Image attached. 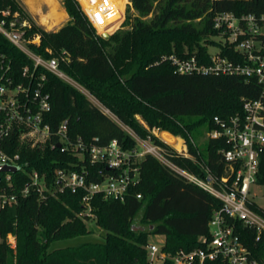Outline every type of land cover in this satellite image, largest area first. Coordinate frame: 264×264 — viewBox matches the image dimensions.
<instances>
[{"label":"trees","instance_id":"obj_1","mask_svg":"<svg viewBox=\"0 0 264 264\" xmlns=\"http://www.w3.org/2000/svg\"><path fill=\"white\" fill-rule=\"evenodd\" d=\"M62 2L69 20L54 31L37 25L18 0H0V10L18 13L20 20L28 21L27 34L40 37L39 44L32 45L37 53L45 57L67 54V60L60 61L61 70L116 119L76 87L39 68L37 72L45 75L44 91L50 96L51 108L45 121L51 129L67 119V133L72 140L81 138L101 146L116 140L128 149L136 145L129 131L140 138L151 135L154 142L165 148L172 163L198 173L200 169L195 162L177 155L172 147L151 134L153 128H159L183 138L190 155L202 158L213 173L222 175L225 163L220 151L227 148L224 139L207 138L200 150L194 136L202 130L214 129L215 116L226 119L242 114L244 99L262 98L264 104L262 86L254 77L177 73L162 58L196 54L206 59V44H215L228 57L241 59L233 46L211 39L219 34L213 18L219 12L258 17L264 14V0H129L123 23L128 28L108 37L96 33L76 0ZM5 65L18 75L31 62L0 33V67ZM4 150L19 154L20 168L12 173L10 186L4 181L0 183V189L6 188L8 194L18 198L15 207L0 209V264H148L149 235L163 236L162 249L170 254L179 249L203 247L199 237L208 236V221L213 210L220 206L206 191L153 156L145 155L138 164L139 180L129 188L124 201L106 199L101 194L90 200L97 225L105 232L103 241L47 252L54 240L86 233L78 216L83 208V191L65 188L51 196L47 192L40 195L31 188L28 194H22L29 181L28 172L37 170L53 186L54 170L68 166L80 169V159L47 144L29 147L16 136L6 142ZM98 169L96 165L88 166V181L100 179ZM102 171L108 173L104 166ZM256 182L264 186V144L259 148ZM137 194L141 197L137 198ZM251 206L264 214L256 203ZM139 211V222L149 229L133 225ZM233 224L255 264H264V235L257 238L256 232L240 221ZM8 234L16 237L15 252L5 241ZM204 264L225 262L218 258Z\"/></svg>","mask_w":264,"mask_h":264},{"label":"built area","instance_id":"obj_2","mask_svg":"<svg viewBox=\"0 0 264 264\" xmlns=\"http://www.w3.org/2000/svg\"><path fill=\"white\" fill-rule=\"evenodd\" d=\"M81 11L97 34L111 29L120 18L122 9L118 0H79ZM9 18V19H8ZM214 28L219 35L225 36V43L238 51L241 59L228 57L222 49L209 52L206 59L196 54L163 56L177 73L202 74H234L244 78L254 77L262 86L264 97V14L236 15L233 12H219L213 18ZM29 23L20 20L18 13L10 14L9 10H0V33L21 50L30 60L31 65H24L18 75L14 74L9 65L0 67V165L19 166V154L4 150L6 142L13 136L18 140L25 139L35 143H44L51 149L68 152L80 159V169L57 167L54 170L55 184L48 185L44 174L37 170L28 172L29 181L25 184L22 194H28L31 188L40 195L45 192L62 191L67 188L72 192L82 190V203L90 204L93 195L101 194L106 199L124 201L132 185L139 180V162L145 155H151L186 181L206 191L220 203L214 209L208 221V236L199 237L203 247L190 250L179 249L170 254L162 249V243L148 242L146 245L148 264H204L218 258L225 264H255L250 252L243 244L234 228V222L240 221L244 227L253 229L257 238L264 235V214L254 210L252 199L254 185H258L259 148L264 144V104L262 98L243 100L242 114L226 119L218 116L213 118L216 127L207 132L211 139H224L226 149L220 151L225 163L222 175L213 173L202 158L189 154L183 138L175 136L159 128H153L151 134L163 143L172 147L177 155L188 157L199 166L194 173L172 163L165 148L153 141L152 136L140 138L129 131L136 141L131 148H124L116 140L107 145H97L93 141L81 138L72 140L67 133L68 120H62L52 130L45 121L50 111V96L44 91L45 75L38 73L40 68L48 71L71 84L85 94L103 112L110 113L84 87L70 78L59 67L60 61L67 60L64 52L56 56L45 57L33 50L38 45L39 35L27 34ZM50 53V50H46ZM111 114V113H110ZM168 133L180 142H169L163 137ZM97 140V138H94ZM84 161L85 164H84ZM99 166L97 181H88V166ZM108 173H103L102 167ZM0 183L11 185V172H1ZM137 198L141 195L137 194ZM15 194H8L6 188L0 189V209L13 208L17 205ZM11 240V234L7 235Z\"/></svg>","mask_w":264,"mask_h":264},{"label":"rangeland","instance_id":"obj_3","mask_svg":"<svg viewBox=\"0 0 264 264\" xmlns=\"http://www.w3.org/2000/svg\"><path fill=\"white\" fill-rule=\"evenodd\" d=\"M21 5L24 7L25 11L30 15L33 21L39 25L40 27L44 28L48 31H54L58 26L63 25L69 20V16L65 11L63 0H18ZM80 9L81 5L79 0H76ZM119 5L122 9L120 18L112 25L111 29L100 31L103 37H108L112 33L117 30H126L128 28L127 25H123L126 15L127 9L129 7V0H118ZM211 39L214 41H219L224 46L227 44L225 43V36L217 35L212 36ZM207 50L209 52H216L218 49H222L220 46L217 49L218 45L215 44H206ZM217 46V47H215ZM229 46V45H228ZM223 50V49H222ZM106 113V112H105ZM112 118L116 119L110 113H106ZM139 118V114L136 115ZM207 132L202 130L200 133L195 134L194 141L198 145L199 149L202 150L205 145V141L207 140ZM21 143L28 145L29 147H41L44 143H35L34 141H27L25 139L19 140ZM51 196H55L56 192L52 191L48 193ZM253 201L264 209V186L262 185H254L253 192L251 194ZM82 210L78 212V216L81 218L82 222L85 225L86 233L83 235H74L62 239H57L52 241L48 248L47 252H52L57 249H62L70 246H78L83 243L89 242H98L103 241L104 239V230L97 225V219L92 212L91 205L83 204ZM140 213L135 216L133 220V225L137 228L142 229H149V226L144 223H140ZM11 240L6 236L5 241L12 249V251H16L17 247V240L15 235L11 234ZM164 237L161 235H149L148 241L149 242H158L162 243Z\"/></svg>","mask_w":264,"mask_h":264},{"label":"water","instance_id":"obj_4","mask_svg":"<svg viewBox=\"0 0 264 264\" xmlns=\"http://www.w3.org/2000/svg\"><path fill=\"white\" fill-rule=\"evenodd\" d=\"M19 168L17 166L12 165H0V173L1 172H11L15 173Z\"/></svg>","mask_w":264,"mask_h":264},{"label":"bare ground","instance_id":"obj_5","mask_svg":"<svg viewBox=\"0 0 264 264\" xmlns=\"http://www.w3.org/2000/svg\"><path fill=\"white\" fill-rule=\"evenodd\" d=\"M163 137L169 142H175L176 141L177 147L180 145V142L178 140L174 139L173 137H171V135H169L168 133H163Z\"/></svg>","mask_w":264,"mask_h":264},{"label":"crops","instance_id":"obj_6","mask_svg":"<svg viewBox=\"0 0 264 264\" xmlns=\"http://www.w3.org/2000/svg\"><path fill=\"white\" fill-rule=\"evenodd\" d=\"M61 26V25H60ZM60 26H58L56 29H54V30H57ZM173 136V135H172Z\"/></svg>","mask_w":264,"mask_h":264}]
</instances>
